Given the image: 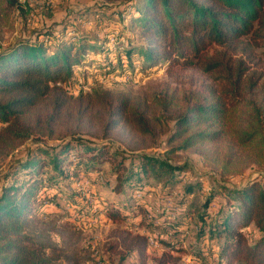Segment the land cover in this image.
<instances>
[{
    "label": "trees",
    "instance_id": "1",
    "mask_svg": "<svg viewBox=\"0 0 264 264\" xmlns=\"http://www.w3.org/2000/svg\"><path fill=\"white\" fill-rule=\"evenodd\" d=\"M21 6L0 0V16ZM118 17L138 32L140 43L121 31L115 49H104L66 25L0 50V157L26 149L1 186L0 264H79L36 231L59 196L73 201L63 189L73 171L98 175L109 164L115 193L126 195L149 180L164 189L185 181L187 167L177 161L183 154L198 155L224 181L264 168V0H134ZM70 31L79 45L66 36ZM89 57L97 58L106 76L115 69L165 66L166 78L138 89L75 91L76 75L86 78ZM162 144L163 155L145 153ZM230 193L225 202L212 193L202 210L193 209L195 201L184 209L183 216L199 214L198 238L208 233L218 242V261L204 260L198 246L195 259L264 264V177ZM129 199L105 204L97 214L143 225L150 211ZM182 221L169 223L173 232ZM251 226L257 238L246 234ZM164 235L157 239L164 250L152 257L147 235L113 228L107 249L118 264L130 255L137 264H182L183 243Z\"/></svg>",
    "mask_w": 264,
    "mask_h": 264
},
{
    "label": "rangeland",
    "instance_id": "2",
    "mask_svg": "<svg viewBox=\"0 0 264 264\" xmlns=\"http://www.w3.org/2000/svg\"><path fill=\"white\" fill-rule=\"evenodd\" d=\"M131 1L134 2V0H18L21 8L16 7L9 16H0V50L11 46L19 39L34 38L44 31L57 33L66 25L68 31L74 27L79 35H83L91 43L103 46L104 49L109 47L115 49V38L121 31L125 37L135 40V44L140 43L138 32L128 29L118 17L119 12L124 9V4ZM125 24L130 25V22L125 21ZM66 36L75 35L70 31ZM73 40L80 44L76 36ZM96 59L90 57L87 59L89 64L85 70V79H82L81 74L76 75L78 83L75 84V91L81 89L89 92L100 86L111 89H138L166 78L165 66L156 69H142L139 66L134 70L115 69L106 76ZM110 143L115 149L121 148L114 140H110ZM164 151L162 144L158 148L146 150L145 153L163 155ZM25 153L26 149L21 148L8 158L0 157V192L10 166L19 161ZM177 161L187 167L185 181L173 189H164L163 185H157L153 180H149L150 183L147 185L143 183L140 187L126 189V195L115 193L113 189L115 178L110 177L109 164H105L103 172L98 175L92 173L86 176L81 171H73L71 180L63 187L66 193L73 195V201H66L64 197L59 196L57 205L49 210L52 212L36 228L37 233L76 257L79 264H118L119 258L112 257L107 249L108 235L113 228H130L132 231L147 235L148 238L154 237L156 241L164 232L166 238L183 243L186 251L182 254V264H205L203 259H195L194 250L197 246L200 252L204 253L200 255L204 256V260L206 257L210 261H218L216 253L218 242L212 241L208 233L202 239L198 238L202 225L199 214L189 217L183 216L182 213L184 209L188 210L194 201L193 209L197 205L202 210L212 193L218 201H227L231 196L230 190L234 187L243 185L248 180L264 177V168L252 167L242 176L224 181L210 173L198 155L183 154ZM188 188L191 189V195L185 200L183 195ZM53 190L58 193V190ZM138 193H141L139 198ZM126 198H130L132 203L136 200L144 204L146 211H150L142 216L143 225L136 226L131 219L126 224L114 223L104 214H97L105 204L123 203ZM76 203L85 211L80 213L76 210ZM211 210L216 211V206L212 205ZM179 217H182L183 221L179 232L175 233L169 223H176ZM140 219L141 216L136 221ZM251 227L246 230V234L253 239L257 237L258 232L254 226ZM163 250L164 246L159 244V247H149L148 252L153 257ZM126 264H137V257L130 255Z\"/></svg>",
    "mask_w": 264,
    "mask_h": 264
},
{
    "label": "built area",
    "instance_id": "3",
    "mask_svg": "<svg viewBox=\"0 0 264 264\" xmlns=\"http://www.w3.org/2000/svg\"><path fill=\"white\" fill-rule=\"evenodd\" d=\"M141 196V193H138L137 194V197L139 198ZM148 243H149V247L152 248V247H159V243L158 241H156L154 239V237H149L148 238Z\"/></svg>",
    "mask_w": 264,
    "mask_h": 264
},
{
    "label": "crops",
    "instance_id": "4",
    "mask_svg": "<svg viewBox=\"0 0 264 264\" xmlns=\"http://www.w3.org/2000/svg\"><path fill=\"white\" fill-rule=\"evenodd\" d=\"M250 228H252V227H250ZM248 229H249V228H248ZM256 232H258V231H256ZM257 234H258V235H257V237H258V236H259V232H258ZM257 237H256V238H257Z\"/></svg>",
    "mask_w": 264,
    "mask_h": 264
}]
</instances>
